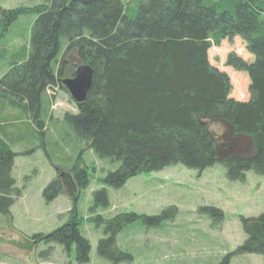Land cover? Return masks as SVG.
<instances>
[{
	"label": "trees",
	"instance_id": "obj_1",
	"mask_svg": "<svg viewBox=\"0 0 264 264\" xmlns=\"http://www.w3.org/2000/svg\"><path fill=\"white\" fill-rule=\"evenodd\" d=\"M27 14L36 15L28 47L2 54L9 63L0 77V127L6 120H25L43 136V96L62 87L59 58L73 52L80 65L91 68L92 83L77 113H65L63 122L98 160L119 163L103 185L117 189L138 174L178 164L203 171L219 163L230 182L244 181L248 171L264 176V0H43L34 7L0 10V26ZM238 36L253 61L230 56L227 65L247 74L252 97L246 102L229 98L227 75L208 59L211 47ZM207 121L225 123L233 136L249 139L251 154L219 156ZM17 155L0 135V214L20 196L11 178ZM70 174L79 190L89 185L81 156ZM61 191L54 179L43 196L50 202ZM107 206L105 188L94 191L90 213ZM201 211L214 220L222 217L215 208ZM174 212L96 216L91 222L104 226L98 257L112 264L130 262V254L116 247L120 230L137 220L158 227ZM241 222L245 241L217 264H229L236 254L264 260V213ZM33 238L68 254L74 248L77 264L89 261L90 245L75 208L66 223Z\"/></svg>",
	"mask_w": 264,
	"mask_h": 264
},
{
	"label": "rangeland",
	"instance_id": "obj_2",
	"mask_svg": "<svg viewBox=\"0 0 264 264\" xmlns=\"http://www.w3.org/2000/svg\"><path fill=\"white\" fill-rule=\"evenodd\" d=\"M42 2L0 0V10L29 8ZM35 19V14L23 15L8 27L3 26V21L0 26V77L9 63L8 57L4 59L2 54L28 47ZM230 56L248 63L253 61L239 36L232 41L222 40L208 51L210 65L229 79V98L246 102L252 97L249 79L245 72L227 65ZM60 61L63 65L60 79L69 77L80 65L73 52L59 58ZM42 103L47 111L43 136L35 127H27L25 120H6L0 127V135L18 154L13 161L11 178L15 189L20 191L9 212L0 214V264H77L74 248L68 254L61 246L45 245L33 238L66 223L73 208L81 235L90 245L89 261L85 264H112L97 255L98 241L104 238V226L95 227L91 219L96 216L110 219L123 213L153 217L168 208L175 210L173 217L158 227H147L137 220L120 230L115 239L116 247L130 254L131 260L118 264H217L245 241L241 219L256 218L264 213V176L248 171L244 181L230 182L225 167L219 163L203 171L172 165L160 171L138 174L117 189L103 185V178L108 172H114L119 163L98 160L65 126L64 114L77 113L76 104L68 93L62 87L49 90ZM206 126L217 143L219 156L251 154L248 139L233 136L227 124L207 121ZM79 156L89 180L83 190L77 188L70 174ZM54 179L60 181L62 191L48 202L43 191ZM101 188L106 190L108 206L90 213L93 192ZM204 208L220 210L221 219L214 220L201 211ZM229 264H264V260L259 255L236 254Z\"/></svg>",
	"mask_w": 264,
	"mask_h": 264
},
{
	"label": "water",
	"instance_id": "obj_3",
	"mask_svg": "<svg viewBox=\"0 0 264 264\" xmlns=\"http://www.w3.org/2000/svg\"><path fill=\"white\" fill-rule=\"evenodd\" d=\"M60 83L61 86L64 87V89L68 93L71 100L76 105H79L85 101L86 95L91 87L92 70L88 65H79L77 66L74 72V76L72 78L61 79ZM248 141L252 148L251 141L249 139ZM229 155H238V154H225L223 157Z\"/></svg>",
	"mask_w": 264,
	"mask_h": 264
},
{
	"label": "flooded vegetation",
	"instance_id": "obj_4",
	"mask_svg": "<svg viewBox=\"0 0 264 264\" xmlns=\"http://www.w3.org/2000/svg\"><path fill=\"white\" fill-rule=\"evenodd\" d=\"M73 76H74V71H73V73L69 77H64L63 76V78H72Z\"/></svg>",
	"mask_w": 264,
	"mask_h": 264
}]
</instances>
